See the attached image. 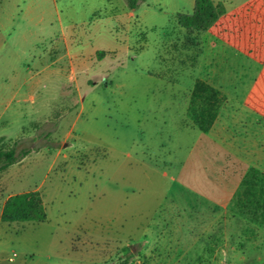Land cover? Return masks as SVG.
Segmentation results:
<instances>
[{"label": "rangeland", "instance_id": "1", "mask_svg": "<svg viewBox=\"0 0 264 264\" xmlns=\"http://www.w3.org/2000/svg\"><path fill=\"white\" fill-rule=\"evenodd\" d=\"M213 2L191 67L173 44L194 0H0V137L31 150L0 212L33 190L46 211L0 221V264H264V226L230 210L264 169V0ZM195 78L225 96L205 133Z\"/></svg>", "mask_w": 264, "mask_h": 264}, {"label": "trees", "instance_id": "2", "mask_svg": "<svg viewBox=\"0 0 264 264\" xmlns=\"http://www.w3.org/2000/svg\"><path fill=\"white\" fill-rule=\"evenodd\" d=\"M130 9H136L145 0H125ZM225 11L223 3L213 0H194L190 13H177L176 24L184 30L183 39L173 44V51L185 58L181 62H190L195 67L202 54L199 35L209 28ZM187 51H190L188 53ZM103 56L104 51H97ZM224 93L214 85L200 78H195L189 98V112L194 125L203 133L207 132L215 121ZM17 141L6 147L0 137V172L26 156L31 150L21 148L17 151ZM230 210L245 217L257 226H264V169L254 166L247 168L230 201ZM46 211L42 196L37 190L25 191L10 195L3 203L0 221L11 223L17 221L43 222Z\"/></svg>", "mask_w": 264, "mask_h": 264}, {"label": "crops", "instance_id": "3", "mask_svg": "<svg viewBox=\"0 0 264 264\" xmlns=\"http://www.w3.org/2000/svg\"><path fill=\"white\" fill-rule=\"evenodd\" d=\"M45 68H46V66L44 68H40V69L42 70V69H45ZM33 82H36V81H33ZM30 98H33L32 95H30Z\"/></svg>", "mask_w": 264, "mask_h": 264}]
</instances>
